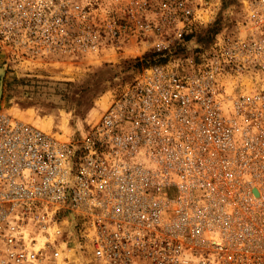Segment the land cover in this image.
I'll return each mask as SVG.
<instances>
[{"label": "built area", "instance_id": "obj_1", "mask_svg": "<svg viewBox=\"0 0 264 264\" xmlns=\"http://www.w3.org/2000/svg\"><path fill=\"white\" fill-rule=\"evenodd\" d=\"M220 2L0 0L12 58L155 55L67 137L0 106V264H264V0L198 42Z\"/></svg>", "mask_w": 264, "mask_h": 264}, {"label": "rangeland", "instance_id": "obj_2", "mask_svg": "<svg viewBox=\"0 0 264 264\" xmlns=\"http://www.w3.org/2000/svg\"><path fill=\"white\" fill-rule=\"evenodd\" d=\"M239 4L240 0H221L216 4L210 22L201 26L197 33V41L207 44L221 27H229ZM154 56L151 51L140 55L110 54V60L101 56L88 65L86 61L77 63L79 67L65 63L61 69L44 61L12 58L1 52L0 106L9 110L12 106L32 107L39 116L52 115V131L66 137L95 119L107 106L111 91L134 72L155 61ZM137 58L139 63L134 64ZM63 117L67 119L65 128L60 125Z\"/></svg>", "mask_w": 264, "mask_h": 264}, {"label": "bare ground", "instance_id": "obj_3", "mask_svg": "<svg viewBox=\"0 0 264 264\" xmlns=\"http://www.w3.org/2000/svg\"><path fill=\"white\" fill-rule=\"evenodd\" d=\"M2 71H3V67H0V74H2ZM6 109L8 111H10L11 113H13L14 115H17L20 118H23L25 120L27 119L28 121L30 120V122L32 121V123L34 122V124L36 123L37 126L39 125V127L43 128L47 131H50V132L54 133L55 135H58L59 137H65V136H61L59 133H56L55 131H52V119H53L52 115H42V116L40 115L39 116L36 114L35 110L32 107L20 109V108H14L12 106V108L10 107V110L8 108H6ZM61 120H62V122L60 121L61 122L60 125L63 128H65L67 119L65 117H63ZM72 228H73V223L71 225V229Z\"/></svg>", "mask_w": 264, "mask_h": 264}, {"label": "trees", "instance_id": "obj_4", "mask_svg": "<svg viewBox=\"0 0 264 264\" xmlns=\"http://www.w3.org/2000/svg\"><path fill=\"white\" fill-rule=\"evenodd\" d=\"M210 27H211V25H210ZM210 27H208V29L206 28V31L209 30ZM218 29H219V28H218ZM218 29H217V30H218ZM212 32L214 33V32H216V30H214V31H212ZM198 36H199V34H198ZM147 54L152 55V53H147ZM135 63H139V59H138V58L135 60L134 64H135Z\"/></svg>", "mask_w": 264, "mask_h": 264}]
</instances>
